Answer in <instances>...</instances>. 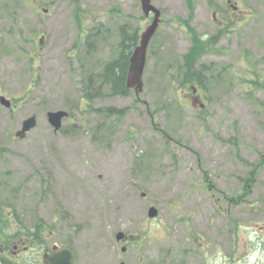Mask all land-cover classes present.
Segmentation results:
<instances>
[{"label":"rangeland","instance_id":"rangeland-1","mask_svg":"<svg viewBox=\"0 0 264 264\" xmlns=\"http://www.w3.org/2000/svg\"><path fill=\"white\" fill-rule=\"evenodd\" d=\"M152 1L162 15L141 88L91 107L83 78L114 57L121 25L142 33L152 21L141 0H0V93L13 100L0 103V204L12 230L48 225L45 247L16 240L4 257L42 264L57 243L74 249L75 264H264V89L249 93L264 81V0H194L192 10ZM178 17L208 41L227 28L218 52L200 59L210 79L201 92L178 76L192 44ZM99 23L107 28L89 47L84 33ZM107 106L126 112L98 110ZM59 109L70 116L55 131L48 111ZM31 115L37 126L17 137ZM119 230L134 235L125 251Z\"/></svg>","mask_w":264,"mask_h":264},{"label":"trees","instance_id":"trees-1","mask_svg":"<svg viewBox=\"0 0 264 264\" xmlns=\"http://www.w3.org/2000/svg\"><path fill=\"white\" fill-rule=\"evenodd\" d=\"M189 8L192 10L194 8V0H186ZM113 10H119L118 7H114ZM74 19L79 25L80 29H83L84 22V9L81 1H78L75 6ZM178 20L187 25L191 32V46L188 49L187 53L184 55V70H180L179 78L180 82L186 86L193 89L191 86L192 83H195L200 89H205L210 82L207 72H204L206 64L201 63V57L206 53L218 52V48L215 45L218 43L220 36L225 33L227 29H221L217 34H214L207 40L203 34L197 32L194 27H191L190 21L178 17ZM107 27L104 24L99 23V27L94 30L84 31V36L89 47L92 46L91 42L97 38V36L102 33ZM119 41L116 48V53L113 58L103 63L102 68L98 71L92 72L88 77L83 78V88H82V99L93 106L94 99L98 97H103L105 94L113 95H127L130 94L131 88L127 85L128 71L130 66V57L139 44L140 41V27L136 26L134 28L129 25H121L119 28ZM90 42V43H89ZM203 64V65H202ZM225 68L222 69L224 71ZM251 92H256L257 90L264 89V81L258 78L250 81ZM264 105V101L262 102ZM103 110L105 114L118 113L121 116L125 114V109H119L114 106H107ZM7 149L0 147V156ZM264 160V157H263ZM262 160L259 163H253L252 169L249 171L247 177L244 180V192L242 195H235L236 202L243 200L241 196L246 195L248 190L251 188L252 183L255 182L258 175L259 167L262 164ZM1 185V181H0ZM212 186V182L209 183ZM233 199V196L230 197ZM13 217L10 216L6 206L0 204V247L1 245L5 246L4 249H7V246L12 245L16 240H27L29 244L33 246L41 247L45 241V232L48 229V225L45 221L39 220L31 227H21L12 230V221ZM42 248V247H41ZM5 262L8 258L1 257Z\"/></svg>","mask_w":264,"mask_h":264},{"label":"water","instance_id":"water-1","mask_svg":"<svg viewBox=\"0 0 264 264\" xmlns=\"http://www.w3.org/2000/svg\"><path fill=\"white\" fill-rule=\"evenodd\" d=\"M143 11L146 15H153L152 22L147 26L143 32L140 40V44L136 46L131 58L128 72L127 84L129 87L141 88L143 83V73L147 61V51L149 43L156 33L159 23L161 21L162 11L157 7L152 0H141ZM47 11V9H45ZM43 41V39L41 40ZM1 102L6 107L11 106V99L6 96H1ZM70 113L66 109L50 110L48 111V120L54 127L55 131H58L63 126L65 118L69 117ZM37 116L32 115L23 120L22 127L16 132L18 137H25L26 134L31 131L37 125ZM159 209L152 205L148 209V216L151 218L157 217ZM117 239L121 240L125 237V232L119 231L117 233ZM56 248V247H54ZM45 264H74L73 253L70 248H63L55 250L52 253L46 252L44 254ZM125 264V263H123Z\"/></svg>","mask_w":264,"mask_h":264},{"label":"flooded vegetation","instance_id":"flooded-vegetation-1","mask_svg":"<svg viewBox=\"0 0 264 264\" xmlns=\"http://www.w3.org/2000/svg\"><path fill=\"white\" fill-rule=\"evenodd\" d=\"M228 1H231V0H228ZM235 8H236V6H235ZM4 93H0V103H1V95H3ZM2 104V103H1ZM46 236H45V241H44V244H43V246L42 247H45L46 246ZM133 239H134V235H127L126 237H124L123 238V240H125V241H123V242H115L116 243V245L117 244H121V249H122V251H125L126 249H127V245L126 244H128V243H131L132 241H133ZM26 243V242H25ZM18 246V244H15V245H11V246H7V247H12V248H16ZM2 247H5V246H2ZM27 247V246H26ZM52 247H58V248H60V246L57 244V243H54L53 244V246ZM5 250L6 249H1L0 248V256L1 257H3V256H7V255H5L4 254V252H5ZM52 249H46L45 251H51ZM13 251V250H12ZM44 251V252H45ZM9 255V254H8ZM75 256V255H74ZM125 262V261H124ZM0 264H18V262L17 261H15V260H13V259H7L5 262L3 261V259H0ZM23 264H25V263H23ZM121 264H122V261H121Z\"/></svg>","mask_w":264,"mask_h":264}]
</instances>
